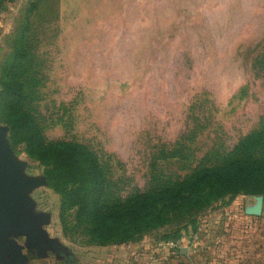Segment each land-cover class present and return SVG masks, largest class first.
<instances>
[{
    "label": "rangeland",
    "instance_id": "374dc122",
    "mask_svg": "<svg viewBox=\"0 0 264 264\" xmlns=\"http://www.w3.org/2000/svg\"><path fill=\"white\" fill-rule=\"evenodd\" d=\"M0 9V125L22 176L39 182L25 191L27 213L56 246L37 257L24 234L8 235L27 264L142 240L161 249L192 234L197 243L182 249L192 263L239 264L238 248L256 246L253 231L264 229V216L252 218L240 238L248 197L259 195H227L180 224L99 243L89 229L100 216L63 211L45 171L85 152L99 167L81 176L103 180L112 204L238 149L261 153L264 0H10Z\"/></svg>",
    "mask_w": 264,
    "mask_h": 264
},
{
    "label": "trees",
    "instance_id": "16d2710c",
    "mask_svg": "<svg viewBox=\"0 0 264 264\" xmlns=\"http://www.w3.org/2000/svg\"><path fill=\"white\" fill-rule=\"evenodd\" d=\"M249 141L255 150L261 144ZM261 146L264 148V143ZM88 157L84 152L72 160L48 163L45 173L49 185L62 195L63 211L78 205V215L83 214L84 219L91 214L100 216L101 220L89 229L99 243L119 242L173 222L180 224L227 195L264 196V150L255 154L238 149V154L171 185H158L145 193H135L126 201L118 198L112 204L105 202L103 180L88 182L87 176H81L84 170L87 174L89 168L99 167L95 158ZM90 199L94 206L89 204ZM105 233L111 235L101 237Z\"/></svg>",
    "mask_w": 264,
    "mask_h": 264
},
{
    "label": "water",
    "instance_id": "95a60500",
    "mask_svg": "<svg viewBox=\"0 0 264 264\" xmlns=\"http://www.w3.org/2000/svg\"><path fill=\"white\" fill-rule=\"evenodd\" d=\"M5 129L0 125V264H27L29 258L23 254V246L15 239H7L8 235L24 234L25 246L37 257L44 256L43 249L55 250L56 246L42 238L40 219L27 213L30 202L25 191L39 182L22 176L4 139Z\"/></svg>",
    "mask_w": 264,
    "mask_h": 264
},
{
    "label": "crops",
    "instance_id": "0c3cea01",
    "mask_svg": "<svg viewBox=\"0 0 264 264\" xmlns=\"http://www.w3.org/2000/svg\"><path fill=\"white\" fill-rule=\"evenodd\" d=\"M10 0H0V7H5ZM1 10V9H0ZM248 197L252 202L244 207L243 223L244 230L240 231V238L245 239L249 236L247 223L252 218L264 216V196ZM257 222V221H256ZM256 238V246H242L238 248L241 256L239 264H264V246H260L264 239V229L260 228L253 231ZM252 233V234H253ZM71 261L64 264H194L191 262L194 255L193 251L182 250L180 254L171 252L165 248H158L154 243L142 240L133 246L110 245L94 247L84 255L76 254L71 251ZM78 256V257H77ZM83 259V260H82Z\"/></svg>",
    "mask_w": 264,
    "mask_h": 264
},
{
    "label": "built area",
    "instance_id": "2783aa9c",
    "mask_svg": "<svg viewBox=\"0 0 264 264\" xmlns=\"http://www.w3.org/2000/svg\"><path fill=\"white\" fill-rule=\"evenodd\" d=\"M198 239V234H192L188 238H186V236H182L176 239H171L169 241L161 243V246H163L162 248H165L171 252H177V254H180L183 248L189 247V245H194L195 243H197Z\"/></svg>",
    "mask_w": 264,
    "mask_h": 264
},
{
    "label": "flooded vegetation",
    "instance_id": "af4514ba",
    "mask_svg": "<svg viewBox=\"0 0 264 264\" xmlns=\"http://www.w3.org/2000/svg\"><path fill=\"white\" fill-rule=\"evenodd\" d=\"M71 261V257L68 260H65L66 263H69Z\"/></svg>",
    "mask_w": 264,
    "mask_h": 264
}]
</instances>
